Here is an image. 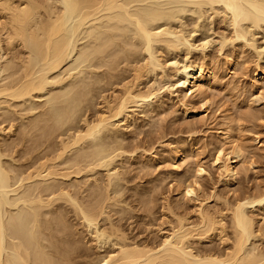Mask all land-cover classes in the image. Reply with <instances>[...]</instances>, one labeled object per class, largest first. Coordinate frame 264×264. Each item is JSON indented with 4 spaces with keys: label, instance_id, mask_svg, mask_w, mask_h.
I'll use <instances>...</instances> for the list:
<instances>
[{
    "label": "rangeland",
    "instance_id": "obj_1",
    "mask_svg": "<svg viewBox=\"0 0 264 264\" xmlns=\"http://www.w3.org/2000/svg\"><path fill=\"white\" fill-rule=\"evenodd\" d=\"M260 1L264 2V0ZM126 7L125 8L128 9L127 11L130 13H128L130 17L126 15L128 18L126 17V20L119 24L120 28L124 29V31H119L117 29L113 31L112 26L115 20L111 19V22H109V17L103 18L106 15H101L102 17L100 16V18L96 17L97 19H91L89 20L90 22L86 21L84 25L82 24L83 26L81 25L82 27L80 26L81 28H79L78 32L74 35L72 43L76 42L74 45L71 44L72 49L70 48L68 51L69 53L67 52L68 55L63 65L53 70V72L48 71L45 80L46 85H44L43 89L27 97L28 100L26 99V102L24 101L23 104L25 105L26 103L29 107L28 108L26 105L24 106L28 108L25 115H27L29 109L33 111V113L30 111L33 116L37 114L36 112H38V109L40 113L44 110L45 113H43L46 114V118L53 117H51L50 120L48 119V122L52 121L51 126L57 127L59 131L61 130V132H64L63 134L67 135L68 132L65 133V131H67L69 127L76 126V128H80L83 126L82 120L84 119L82 118L85 117L87 120L93 119L100 111L104 110V100V102L110 101L113 103V101L117 99L115 97L121 94V86L127 79L131 78L130 70L127 68L128 65L134 62L133 65H136V63L137 65H139L138 63L142 65V63H144L142 66H146L149 64V60L151 62L153 59L152 62L155 64L154 66L152 63L151 64L154 68L149 64L152 68L148 66L151 70L149 71V69H147L148 72L142 76L143 78H140L137 89H139L140 92H145V90L147 91L148 89L152 91L155 90V94L150 98L147 97L148 99L136 97L130 100V103L128 102V105L126 104L125 109H123V112L108 121V123L105 124L106 126L101 128L99 133H97L98 135H96L97 137H95L94 140L89 138L92 141H88V143H90L89 145L87 143L88 139H86V142L83 140L84 142L82 141V144L80 142L77 148L74 149L76 145L71 149L74 150L73 152L70 150L68 153H65L66 156L64 155V159L66 160L72 158L75 162H78V164L81 162L80 166H83L85 162H88V158L90 160L92 157V159H95V157L98 159L100 158L101 161L97 159V162H102V165L93 167L92 171L89 170L92 168L87 170L84 167L85 169L83 171L81 170L82 172L76 176L78 180L81 179L82 183L78 180L77 182L72 181L74 178L72 175V178L70 176L67 179L63 178L65 184L68 185L69 188H72L71 191H73V193L77 190V197H80L83 193L81 200L82 197L83 200L84 198L87 200V196L94 195L95 193L97 194V190H101V188L104 190V183H106L108 188L106 187L107 190L105 189L106 192H103V194H107L108 199L106 197V200L104 199L106 201L104 202L105 213L103 212L104 214L101 215L102 217H99V219H101L98 222L99 227L103 225L120 224L119 226H121L122 231L124 232L125 230L124 233L129 237L135 236L136 238L137 236V240L142 239L146 242L150 241L148 243H152L153 241L158 242L159 235L155 230L151 232L145 231L144 224L151 220L153 224L156 221V225H158L161 222L160 220H164L163 218L166 217L164 220L165 223L163 221L161 222L162 224L164 223V226L162 224L161 226L168 228L169 225L166 224L167 217L169 216L167 220L175 219L174 216H170L171 213L170 215L165 213V216H161V204L164 203V206H166V203L167 205L169 204L173 208L172 211L177 215H184V212L189 213L191 211L190 198H194V196H192L194 194L189 195L184 194V192L180 194V192H178L179 189H177L181 187V183H178L181 175L179 182H182V185L187 184V182L191 183L196 178L197 184H192L195 186L196 190L198 188L197 194L201 191L199 195H204V192L208 191L207 193H209L214 190V192L217 191V197L223 199L224 196L227 202H231L234 196L239 195L242 191L244 193L247 192V194L256 191L260 192V190L261 192L264 191V77H258L259 79L254 77V70H256V68L261 69L262 67V69H264V21L255 25L252 22L250 24L248 20L238 21L236 25H239L237 28L241 31L240 34L242 36L237 37L234 32V30L237 29L235 28L236 25H234L235 23H233L231 19L230 12L221 2L209 3L207 0H131V2L129 1L127 3ZM151 7L154 9H151ZM136 17L142 18L147 26H153L152 29H155L152 31L155 30L159 33L161 31L162 33L155 37L150 44L151 50L150 48L149 50L151 51L152 59H149L146 47L142 44L141 38L138 33H136L133 26L134 23L132 22H134V18ZM122 25L125 26L122 28ZM108 26L111 27L109 28ZM91 27L93 32L90 29ZM111 30L113 32H111ZM95 31L100 33L98 34ZM117 31H119V33ZM120 33L123 34L120 35ZM102 34L104 36H102ZM106 36L111 38L117 36L115 40L113 39L115 42L112 41V47L110 46L109 49L107 48L109 52L107 49L102 53L103 55L94 52L92 47ZM110 53H113V57H111L112 55ZM105 55L106 57H104ZM110 58H112V60L114 59L111 64ZM109 59L110 61H107ZM192 62H201V64L203 63L206 66L208 65V67L212 66L214 68H210L214 70L213 72L215 74L213 73V76H210L211 82L204 89L203 97H206V100H204L208 102L205 103L204 106L200 103L202 101L200 95L195 94L194 97L192 96L191 98V96H186L182 89L181 71L188 63L190 64ZM113 63L115 64L113 65ZM131 66L132 65H130V68ZM174 68H177L176 72ZM170 69L174 73L170 71ZM2 74L3 73L0 75ZM77 93L79 94L77 95ZM79 95L81 96L80 99ZM5 99L6 98H2V103L0 102V104H3V107L0 105V108L5 107V102L3 103ZM40 104L42 106H40ZM7 105L5 111L10 107ZM2 108L0 110L1 112H3ZM203 108H206V110L201 112ZM16 109L18 110V108ZM185 109L187 111L189 110L187 114L183 113ZM15 112L17 111L11 114L13 120L16 115ZM17 114L19 115L18 112ZM31 115L28 113V118ZM18 117L20 118V116ZM18 117L15 120L16 122H14L15 124L13 123L16 128L14 126L12 127V131H15L11 132V134L15 133V135H18L16 132L19 130L18 128L22 126L21 118L18 121ZM1 118L2 115L0 116V119ZM25 119H27V116ZM25 119L23 121H25ZM4 123L2 124L5 129H7L9 123H7V121ZM10 123H12V120ZM53 123L55 124L53 125ZM49 124H51V122ZM23 125H25V122ZM16 129L18 130L16 131ZM226 129H232L238 136V142H245L243 145L252 149L251 151L247 147L248 151L251 152H249L250 154L248 153L246 157L247 160L242 163L243 166H245H240L242 170L239 168L240 170L235 176L236 181H232L231 185L223 183L220 179L221 174L219 170L210 165L215 154V148L218 146L224 147L225 145L222 137ZM11 134H9L10 136H8V134L6 135V133H1L0 135L2 136L1 139L4 140L6 138L8 143H10L11 138H13V141L16 139L14 142L12 141V146L10 144L9 148L5 147V144H8L7 140L3 142L4 144L2 143L4 147L3 145L0 146V152L2 151V153H0V163L2 165H0L9 173L11 172L10 176L12 174V181H10V183L13 185H11V187H14L20 184L19 173L21 168L26 170V164L29 166V164H33L34 160H37L38 157L43 158V154L46 151H44L43 154L41 152L46 149V144L48 142L53 143V141H57L56 138L58 137H51L47 143H43V147V144H40L41 146L39 144H33L34 141L32 140L31 142L26 136V139L24 136L23 138H18L19 135L17 139L13 137L14 134ZM65 135H62V138H64ZM21 139L25 140L22 141ZM33 139H35V137ZM55 143H58V141ZM133 145L135 148H133ZM181 146L184 147L180 148ZM1 147L10 149L11 151H4ZM177 148L181 150L180 153L175 150ZM171 150L174 153H172ZM53 154L49 153L50 156ZM32 156L33 158H31ZM182 158L184 159L182 160ZM250 158L254 162V167L248 166ZM86 159L87 161H85ZM36 160V164L41 161ZM73 160L70 161L74 162ZM30 161L33 162L29 163ZM70 161L67 163L69 164ZM94 162H96V159ZM60 163L63 166L65 165L62 162ZM60 163L58 165L61 169ZM20 164H22L24 168L21 167ZM36 164L34 163L33 165L35 166ZM174 164L176 166H174ZM197 164L202 165L205 169V172L200 176H196L193 173ZM63 166L62 169L66 165ZM192 169L194 171H192ZM16 171L19 173L15 174L17 173ZM99 176H101V178ZM94 177L97 179L99 177L100 181L98 180V185H103V187L97 186V189L95 186H92ZM176 178L178 179L176 180ZM107 179L110 181L109 184ZM23 183L26 184V182ZM74 188H76V190H74ZM80 188L82 189L80 190ZM94 190L97 192H94ZM86 193L88 195H86ZM19 195L18 191L8 192V197L11 201L9 199V206L6 205L7 208H4L5 210L8 209V215L6 216V218L8 217V222L14 223L21 217L22 220H24L23 216L25 219H28L27 216L24 215V212L30 211L31 209L29 208H31L32 205H30L29 202L23 203L19 201ZM90 196L88 199H90ZM184 196L187 197L186 200ZM148 197L152 198L149 199ZM147 199L150 201L147 202ZM223 200L218 203V201H212V199L209 198L207 203L208 206H213V208L215 206L221 207L224 206V202L222 203ZM140 201H142V203ZM263 202L264 201L260 202L261 204L258 203L259 205H254L255 211H252L251 214L257 216L263 213L261 210L264 206ZM63 203V201H57L52 206L49 205L43 208L41 210V216L43 219L46 217L48 218L51 216L50 214H53L51 213L53 209H60L63 207L61 211L65 212L64 215L66 219H68L67 221L71 223L68 222L73 228L72 231L74 230L75 233H79L75 239L79 238L78 241L82 239L80 242H83L80 244H82L81 247H84V253H82L81 259L77 258L78 263L87 262L86 260H88L89 257L90 259L88 261H90L94 259V257L101 255V252L103 254L106 250H111L113 248L108 241L102 243L100 241V243H97V248L95 246L96 244L90 241L92 239L91 230L93 227L89 229L86 228V226L82 227L79 225L80 220L76 219V216H74L70 204L64 203V205H62ZM108 203L111 206H108L110 207L109 209L105 205ZM176 205L179 207H176ZM140 206L142 209H139ZM111 208H113V210ZM118 208L120 210H118ZM117 210L118 213L116 212ZM146 211L148 213L150 211V213L148 214ZM150 217L152 219H150ZM194 217H192L193 220H195ZM9 218H15V221L13 222L14 219H11V221ZM115 218H119L121 221L119 222V219L117 221ZM141 218L143 223L140 221ZM262 220L264 222V218ZM262 220L260 221L261 223L257 225H262L264 227ZM111 221L112 223H110ZM140 226H142V228ZM155 234H157V236ZM90 242H92V246ZM83 244H88L89 247ZM203 244L204 243H201V245ZM213 244L217 245L213 240L203 246L199 245L198 248L202 249L206 246H214ZM198 248L196 249L198 250Z\"/></svg>",
    "mask_w": 264,
    "mask_h": 264
},
{
    "label": "bare ground",
    "instance_id": "obj_2",
    "mask_svg": "<svg viewBox=\"0 0 264 264\" xmlns=\"http://www.w3.org/2000/svg\"><path fill=\"white\" fill-rule=\"evenodd\" d=\"M129 1L131 2V0H44V1L42 0H0V74L3 73L2 75H0V99H1L0 102L2 103V98L3 99L6 98L5 101H3V103L5 102L4 106L6 107V105L8 104L11 107V108L7 107L8 109H6L5 111V107L2 108L3 104H0L2 106L1 108L3 111V112L0 111V116L2 115V118L0 119V125H1L0 135L1 133H6V135L8 134V136H10L9 134L15 131V130L12 131V127L15 124L14 122H16L15 120L17 119L18 116H20L22 126L20 125L21 127L19 128L17 127L19 130L16 129V131L18 130L16 132V134L18 135H15V133L11 134V135L14 134L13 137L17 138L20 135L18 138H21V137L23 138V136L25 138L26 136L31 140V142L33 140L34 141L33 144H36V145L47 143L48 140L51 139V137H54V138L58 137L56 138L58 143H55L57 141L55 142L53 141V143L55 144L50 143V142L46 144L45 148L47 150L45 149V150H42L41 152L43 154V152L46 151L43 154L44 159L42 157H40L41 159L38 157V159L41 160L40 161L37 159L38 161H40V162H37L38 164H36L35 162L36 159H35L34 160V163L36 164L35 166L33 165L34 163L29 164L33 162V161L32 162L30 161L28 163L29 166H27V164L25 166L26 170H23L21 168L22 171L20 170V173L16 171L17 173L15 174H18V173L20 174L19 176L20 184H18L17 186L15 185L14 187H11L12 184L10 183V181H12L11 180L12 174L10 176L11 172L9 173L8 171H6L3 168V166H1L2 164L0 163L1 164L0 165V264H264V227L262 225H257L261 223L260 221L264 218V206L263 208L260 207L262 208L261 210L263 213L257 216H254V214H251L252 211H255L253 206L256 204L259 205L258 203L264 201V191L261 192L260 190V192L256 191V192L247 194V192L244 193L241 190L242 193H239V195L234 196V198L232 197L233 200L231 202H227V200L224 199V196H223V199L225 201L221 197L220 198L217 197L216 195L217 191L214 192V190L209 193H207L208 191L204 193L202 192L204 195L202 194L199 195L201 191L199 194H197L198 188L196 190L194 186L195 184H197V180L195 176H194L195 179L193 182L191 183L187 182V184L182 185V182H179L182 176L181 175L178 181V183H181L180 185L181 187L180 188L176 187V188L179 190L181 189L180 191L178 190L180 194L181 192L182 193L184 192V194H189V195L194 194L192 195L194 196V198H190L191 211L189 213L184 212L185 213L184 215H177L174 213V211H172L173 208L169 204L167 205L166 203V206L163 205L164 203L161 204L162 205V207H160L161 216H165L164 215L165 213L169 215L171 213L170 216L171 217L174 216L175 219L174 220L171 219L172 220L171 221V220H167L169 216L167 217L166 224L169 225L168 228L163 227L165 223L164 220L166 217L163 218L164 220H160L161 222L162 221L164 222L163 224L160 222L158 225H156L155 220H154L155 221L154 224L151 222V220L150 222H146L144 224L145 231L151 232L152 230L153 231L155 230V232L159 235L158 242L156 241L157 243L154 242L153 240H152L153 242L151 241L152 243H148L150 242L148 241V238H147L148 242H146L145 240H142V239L137 240L136 239L138 238L137 236L136 238L135 236L129 237L126 233H124L125 230L124 232L122 231L121 226H119L120 224L119 225L110 224L112 223V221L109 223L110 225H107V226L103 225L102 227L100 226L101 228L99 227L98 222L99 220H101L99 219V217L105 213L104 202H106L105 200L108 197L107 194L105 195L103 194V192H106L107 190L106 187L108 188V186H106L107 185L106 183H104L105 184L104 190L102 188L101 190H97L98 193L97 194L95 193L96 195L92 194L93 195L92 198H91L92 195L91 196L89 195L90 199H88L89 196H87L86 198L87 200H85L84 198L85 201L83 200V197L81 200V196L83 195V193L81 196L79 195L80 197H77L76 188H74V190L76 191L73 193V191H71L72 188H69L68 185L65 184V180H64L65 178L67 179L69 178V176L71 177L72 175L74 176L72 181L77 182L78 179L76 178V176L80 174L85 168L87 170L89 168H92V169H89L92 171L93 167L102 165V162H97L98 158L95 157L96 162H97L96 163L94 162L95 159H92L93 158L92 157L90 158V160L88 158V162H85L87 161V159L83 161L85 163L83 164V166H80L81 162L78 164V162H75L72 158H69V159L73 160L74 162L70 161L69 159H67L68 161L64 159L65 153H68V151L73 149V147L76 145L77 146L74 147V149L77 148L78 144L80 142L82 144L83 140H85L86 142V139H88L87 143L88 141H91L89 138L94 140V138L97 137L96 135H98L97 133H99L101 128H104V126H106L105 124L108 123V121H110L111 119L116 117V115H119L121 112H123V109H125L126 104L128 105V102L130 103V100H133L136 97L137 98L139 97L142 99L144 98L148 99L151 96H153V94H155L154 92L155 90L152 91L151 89H148L147 91L145 90V92H140V90L137 89V87H138V83H140L139 82L140 78L146 72H148L147 69H149L150 71L151 68L155 64L152 62L153 59H152V54L150 51L151 50L150 44L151 42H153L155 37L161 35L162 33L161 31H160L161 34L158 31L156 32L155 30H154L155 32L152 31L155 28L152 29L153 26L152 27L147 26V24H145L142 18L136 17L134 18V22L132 23H134L133 26L136 30V33H138L139 37L141 38L142 44L146 47V51L149 55V59H152L151 62L148 59L149 64L151 66L153 64V66L151 67L149 64L148 65L145 64L147 67L142 66L144 65V63H142V65H140V63H138L139 65H137V63L136 65H133L134 62H132L130 64L132 65L130 68V65L126 64L128 65L127 68L130 70L131 78L127 79V81H125L124 83L122 82L123 85L121 86L122 87L121 88L122 90L120 92L121 94H119L118 97H115L117 99L113 101V103L109 101L110 102L109 104L108 101L104 102L105 101L104 100L103 101L104 110L100 111L98 114L96 113L97 115L96 116L94 115L95 117L93 116L94 117V118L92 117L93 119L87 120V118L85 117L82 118L84 119L82 120L83 126H81L80 128H76V126L71 127V128L69 127L68 130L65 131V133L68 132L67 135L63 134L64 133L63 131L62 132L61 130L59 131L57 127L51 126L52 121L48 122V119L50 120L52 116L50 118H46L47 116L45 117L46 114H44L45 113L44 110H43L44 113L43 112L40 113L38 109V112H36L37 114L35 113L36 115L33 116L31 115L33 111L29 109V111L27 112V115H25L26 114L25 112L26 110H28L29 107L26 105V103L25 105L28 108L24 107L25 106L23 104L24 101L27 99V97L32 96L35 93L40 92L43 89L44 85H46L45 80H46V75L48 71L53 72V70L63 65V62L64 60H66L65 58L67 57L69 53L68 51L71 48V44L74 45V43L76 42L75 41L74 43H72V41L74 40V35L78 32L79 28H81L86 21H89L91 19L94 20L96 17L100 18L101 15L102 16L106 15L103 18L109 17L110 19L109 22H111V19H114L115 22L117 23L116 24L114 22L112 26L113 31L114 29H117L119 31L120 30L124 31V29L120 28L119 24L122 21L124 22V20H126L125 19L127 17L126 15L130 14L129 11H127L128 9H126L127 8L126 5ZM208 1L209 3L210 2L211 3L221 2L225 6V8L230 12L231 19L233 23H235L234 25H236L238 21L240 22V20L242 21L248 20L250 21V24L252 22L254 25L258 24L259 22L264 21V2L263 1H260V0H207V2ZM152 8L153 7H151V9ZM128 17H130V15ZM123 26L125 25H122V28ZM237 26L239 25H236L235 28H237ZM90 29L92 31V27ZM112 30L111 32H113ZM119 31L117 32L119 33ZM105 32H108V31H105ZM234 32L237 37L242 36L240 34L241 31H239L238 28L235 29ZM97 33L99 34L100 32H97ZM121 34L123 33H120V35ZM102 36L104 35L102 34ZM115 37L117 36H114L113 38L106 36V37H103L97 43L95 40L96 45L92 47L94 49V52H98L99 54L101 53V55H103L102 53L105 52L107 48L109 49L110 46L112 47V41L113 39L115 40ZM111 52H114V51H111ZM104 57H106V55ZM111 57H113V55ZM110 59L107 61H110V64H111L112 61H114V59L113 60L112 58ZM114 64L115 63H113V65ZM148 66H150L151 68L150 67L148 68ZM211 67H208V65L206 66L203 63L201 64V62L200 63L192 62L190 64L188 63L186 67L181 71L182 73L181 84H182V89L184 91V94L186 96L188 95L189 97L191 96V98L192 96L194 97L195 94L200 95L201 100H202L200 103L203 106L205 103H208V102H205L206 97L205 98L203 97V93H204V89L211 82V77L213 76V73H214L213 72L214 70H211L213 67L212 68ZM176 69L177 68H174L175 72L177 71ZM170 71L172 70L170 69ZM262 76L264 77V69H262V67L261 69L256 68V70H254V77L258 78ZM78 94L79 93H77V95ZM80 98L81 96L79 97V99ZM40 106L42 105L40 104ZM16 108H18V110ZM205 110L206 108L205 109L203 108L201 112H204ZM14 111H17L19 115L17 114V112H15L17 116L15 115V118L13 120L11 114H13ZM188 112L189 110L188 111L186 109L183 110L184 114H187ZM28 113L32 117L30 116L28 118ZM62 113L65 114L64 112ZM47 115L50 116L49 114ZM26 116H27V119H25ZM20 118L18 117V121ZM24 119L25 121H23ZM11 120H12V123H10ZM6 121L7 123H9L7 129H5V127L2 124ZM24 122H25V125H23ZM50 122L51 124H49ZM54 124L55 123H53V125ZM62 135H65V137L62 138L63 137ZM32 136H34L35 139H33L34 137ZM1 138L2 136H0V139ZM222 138L224 140L226 147L224 145V147L218 146L215 148V154L213 153L214 156L212 158L210 165L212 167L213 166L216 167L219 170L221 174L220 179L223 183H225L226 185L227 184L231 185V182L236 179L235 176L237 175L238 171L241 169V167L245 166V165L243 166L242 163L245 162V160H247L246 157L248 153L252 151V149H250L246 145H243L245 144V142H240L242 143L240 144L238 142V136L235 134V132L232 129H226L223 132ZM12 139L13 138H11L10 143H8V140L6 138L4 140L1 139L0 146H2L4 144L3 142L4 141L6 142L7 140L8 144L7 145L5 144V147L9 148L10 144L13 141ZM25 139H21V140L24 141ZM15 140L16 139H14V141ZM44 144H43V147H44ZM89 144L90 143H88V145ZM247 145H250V144H247ZM176 147H179V146H176ZM183 147L181 146L180 148H183ZM247 147L251 151H248ZM133 148H135L134 145H133ZM2 149L4 151L10 150L7 148L5 149L2 148ZM175 150L178 153L181 152L179 148ZM71 151L73 152L74 150H71ZM171 152L174 153L172 150ZM0 153H2V151ZM49 153H52L53 155L50 156ZM31 158H33V156ZM183 159L184 158H182V160ZM98 160H100V158ZM69 161L70 163L68 164L67 162ZM60 162H62L66 166L64 165L65 166L64 167L63 165H61ZM248 162H249L248 166L254 167V162L251 160V158ZM59 163H60L61 169L59 168V165H58ZM175 164L174 166H176ZM20 166L24 168L22 164H20ZM62 166L64 167L63 169H62ZM192 171L194 170L192 169ZM192 171H191V175H192ZM203 172H205V169L202 167V165L197 164L196 169L193 173L196 176L197 175L200 176ZM99 177L101 178V176ZM99 177L98 179L95 177L93 178L94 183L92 182L93 184L92 186H95L96 188L97 186L103 187V185H98L99 184L98 182L100 181ZM107 178H108V175H107ZM177 179L178 178H176V180ZM78 181H81V179ZM23 182H26V184H24ZM80 183H82V181ZM109 183L110 181L108 180V184ZM81 189L82 188H80V190ZM90 189H91V186H90ZM150 190H153V189H150ZM11 191H18L20 194L19 201H22L23 203L29 202V204L32 205L31 208H29L31 209L30 211H26V213L24 212V215L27 216L28 219H25V217L23 216L24 220H22V217H21L17 221H15V218H11V219H14L13 220V222L15 221L14 223L7 221L8 217L6 218V216L8 215V212H7L8 209L5 210L4 208H7L6 205L9 206L8 200L10 198L8 197V192H11ZM95 191L96 190H94V192ZM86 192L89 194L88 191ZM87 193L86 195H88ZM209 198H211L212 201L213 200L218 201V203L219 201L223 200L222 203L224 202V206H221V207L215 206L214 208L213 206L212 207L208 206L207 200ZM186 199L187 197H185V200ZM57 201H61V202L63 201L64 203L70 204L74 212V216H76V219L80 220V224L78 223L79 225H81L82 227L86 226V228H89V229L90 227H93L91 230L92 239L90 241H93L94 242L93 244H96L95 245L96 247H97V243H100V241L101 243L104 241L105 242L108 241L110 242V245L113 248L111 250H106L103 254L101 252V255L94 257V259H91L90 261H88L90 259L89 257V259L86 260L87 262L78 263L77 258H80L82 256V253H84L83 252L84 247H81L82 244H80L83 242H80L82 239H80L79 241H78L79 238L75 239V237L79 233H75L74 230L72 231L73 228L70 225L71 223L67 221L68 219H66L64 215L65 212L61 211V208L63 207H61L60 209L50 208V209H53V211H51V213L53 214H50L51 216L48 218L46 217L45 219H43V217L41 216V210L43 208L48 207L49 205L52 206ZM149 201L150 200H148L147 202ZM140 202L142 203V201ZM64 203L62 205H64ZM105 205L107 206L108 209L111 207L109 203ZM150 207H151V202H150ZM176 207H179V206L176 205ZM140 208L141 206L139 207V209ZM111 209L113 210V208ZM118 210L120 209L118 208ZM118 210L116 211L117 213H118ZM192 217H194L195 220H193ZM150 219L152 218L150 217ZM120 221L121 220L119 219V222ZM140 221H142V218ZM161 224L163 226H161ZM140 227L142 228V226ZM157 234L155 235L157 236ZM140 236H143V235H140ZM152 238L154 239V236ZM213 240L217 243V245L213 244L214 246H206L205 248L201 247ZM201 243H204V244L201 245ZM88 244H83V245H88ZM90 244L92 246V242H90ZM199 245H201L200 247L202 249L198 248ZM196 248H198V250Z\"/></svg>",
    "mask_w": 264,
    "mask_h": 264
}]
</instances>
